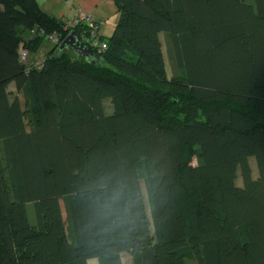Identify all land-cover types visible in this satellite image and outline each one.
<instances>
[{
  "label": "trees",
  "instance_id": "16d2710c",
  "mask_svg": "<svg viewBox=\"0 0 264 264\" xmlns=\"http://www.w3.org/2000/svg\"><path fill=\"white\" fill-rule=\"evenodd\" d=\"M113 1L86 58L0 0V264H264V0Z\"/></svg>",
  "mask_w": 264,
  "mask_h": 264
},
{
  "label": "crops",
  "instance_id": "0c3cea01",
  "mask_svg": "<svg viewBox=\"0 0 264 264\" xmlns=\"http://www.w3.org/2000/svg\"><path fill=\"white\" fill-rule=\"evenodd\" d=\"M38 3L45 12L63 21L75 18L80 12L92 13L97 19L95 28L99 37L112 36L119 19V12L113 0H38ZM41 47L38 52L30 53L31 59L41 55L45 56L51 49L45 54H39ZM123 254H121V259L125 264ZM94 259L90 260L91 264L95 262L100 264L99 261H93Z\"/></svg>",
  "mask_w": 264,
  "mask_h": 264
},
{
  "label": "built area",
  "instance_id": "2783aa9c",
  "mask_svg": "<svg viewBox=\"0 0 264 264\" xmlns=\"http://www.w3.org/2000/svg\"><path fill=\"white\" fill-rule=\"evenodd\" d=\"M97 19L94 17L92 13L80 12L75 18L70 20H64V29L71 33L72 31H76V28L82 24L86 23L91 26V32L89 34H82L81 40L85 45L90 46L93 49H98L100 51H104L107 49V44L105 41H102L101 38L97 34V30L95 28ZM33 33L44 36L46 40L51 42L52 44H58L61 42V35L58 33H46L43 29L38 31H33ZM45 56L41 55L35 59L30 58V52L27 49L20 50V62L30 69L31 67L42 68L44 65Z\"/></svg>",
  "mask_w": 264,
  "mask_h": 264
},
{
  "label": "rangeland",
  "instance_id": "374dc122",
  "mask_svg": "<svg viewBox=\"0 0 264 264\" xmlns=\"http://www.w3.org/2000/svg\"><path fill=\"white\" fill-rule=\"evenodd\" d=\"M161 39L163 41L164 52H165V56H166V60H167L168 70H169V72L171 74L172 71L170 69V61H169V56H168V47H167L166 37H165L164 33L161 34ZM52 46H53V44L51 42H49L48 40L44 41L39 54H41V53L45 54L47 52V50L52 48ZM20 98H21V100L23 102L24 100H23V96L22 95H20ZM194 163H196V160L194 161ZM251 166H252V170H253V175L256 176L257 175V167H256V161H255L254 157L251 158ZM237 183L239 185L242 184L241 178L237 179ZM142 185H143V190L145 191L144 183H142ZM28 212H29V215H30L31 219H34L33 207L31 205L28 206ZM123 259H124V263L125 264H133V258H132L131 254H129L127 252H124ZM93 261H98V260L95 258ZM94 264H97V263L95 262ZM188 264H198V263L196 261H188Z\"/></svg>",
  "mask_w": 264,
  "mask_h": 264
},
{
  "label": "water",
  "instance_id": "95a60500",
  "mask_svg": "<svg viewBox=\"0 0 264 264\" xmlns=\"http://www.w3.org/2000/svg\"><path fill=\"white\" fill-rule=\"evenodd\" d=\"M64 47H70L73 49V51L77 55L84 56L86 58H96V54L94 52V49L91 48L88 45H85L82 40L80 35L76 31H72L69 33V35L64 39V41L61 44V48Z\"/></svg>",
  "mask_w": 264,
  "mask_h": 264
},
{
  "label": "clouds",
  "instance_id": "9594fccd",
  "mask_svg": "<svg viewBox=\"0 0 264 264\" xmlns=\"http://www.w3.org/2000/svg\"><path fill=\"white\" fill-rule=\"evenodd\" d=\"M106 207H107V205H106Z\"/></svg>",
  "mask_w": 264,
  "mask_h": 264
}]
</instances>
